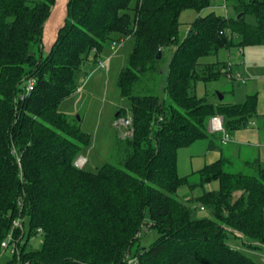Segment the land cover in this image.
I'll use <instances>...</instances> for the list:
<instances>
[{
	"label": "trees",
	"instance_id": "1",
	"mask_svg": "<svg viewBox=\"0 0 264 264\" xmlns=\"http://www.w3.org/2000/svg\"><path fill=\"white\" fill-rule=\"evenodd\" d=\"M55 2L0 0V247L21 217L28 232L20 256L35 264H126L134 256L137 264H255L228 239L241 238L247 251L264 250V164L246 162L235 173L229 171L233 159L222 156L182 177L177 159L198 140L207 139L209 150L220 148L208 131L214 115L224 118L229 135L256 115L257 95L216 106L192 91L198 80L223 73L212 64L202 76L201 58L264 45V0H226L235 16L199 17L184 38L181 12L200 13L211 0H69L46 52L44 29ZM249 15L255 24L246 21ZM127 37L134 47L118 88L131 102L133 137L124 141L121 167L79 169L75 161L91 135L59 106L78 90L76 76L88 57L94 54L98 63L107 46ZM165 49L172 55L165 96L138 94L144 77L162 72L157 56ZM30 80L34 90L26 94ZM127 114L121 110L116 118ZM182 188L198 195L184 202ZM192 202L211 217L195 218ZM145 225L159 237L144 248ZM39 233L42 246L28 250Z\"/></svg>",
	"mask_w": 264,
	"mask_h": 264
},
{
	"label": "rangeland",
	"instance_id": "2",
	"mask_svg": "<svg viewBox=\"0 0 264 264\" xmlns=\"http://www.w3.org/2000/svg\"><path fill=\"white\" fill-rule=\"evenodd\" d=\"M28 1L34 4L42 0ZM211 12L223 17L235 16L234 8L226 2L223 3L222 0H211L210 7L200 13L192 9L184 10L179 16L181 38L186 36L189 25L192 22ZM246 21L249 24L256 23V19L252 15L247 16ZM133 47L134 43L130 37L124 38L122 44L117 43L115 51L111 49V45L107 46L99 56L100 62H106L107 59H110L105 70L99 68V64L94 62V54H91L80 67L76 76V85L80 91L76 90L70 97L62 101L59 106L60 112L67 115L70 120L78 122L80 128L91 135L90 145L85 147L80 155L88 161L85 167L86 171L96 173L99 168L106 164L118 167L122 165L125 140H121L120 131L114 126V121L118 112L123 110L129 113L131 108L130 100L123 97L120 93L118 80L122 70L129 63ZM171 57V51L165 49L159 65L162 72L157 75L158 77H144L141 84L137 87L138 94L165 96L164 87ZM199 64L202 76H206V66L216 64V66H220L219 70L221 72L226 67L230 69L233 78L222 73L215 80H198L192 91L194 95L199 98H206L216 106L220 103L228 104L235 98L238 102L244 104L248 99V97L246 99L244 96L246 88H249L255 82V77L264 79V45L223 48L217 54L201 58ZM254 66H257V68L254 69ZM259 86L263 89V84H259ZM219 95L225 96L223 102L219 100ZM203 142H205L203 139L198 140L191 146L181 148L178 151L177 164L180 176L190 175L196 165L195 162L207 159L209 156L206 155L207 151L203 148L201 149ZM224 148L227 149L226 146ZM243 169L246 168L242 167V164L234 158L229 171L237 173L244 171ZM208 188L213 189L211 185ZM187 195L188 197H193V195L197 196L198 193L192 195L188 188L180 189L179 198L188 203L192 198L188 200L185 197ZM190 207L195 210V218L211 217L207 210L200 211L197 203L192 202ZM25 230L28 232V224ZM140 236V244L145 248L154 243L158 239L159 234L154 229H151L150 226L145 225L141 230ZM42 243V234L33 235L30 238L28 250H37L42 246ZM228 244L245 252L246 255L253 259L255 264H264V250H245L242 239L239 237L229 238ZM10 258V254L6 252L0 263H5ZM129 259L138 261L137 256Z\"/></svg>",
	"mask_w": 264,
	"mask_h": 264
},
{
	"label": "crops",
	"instance_id": "3",
	"mask_svg": "<svg viewBox=\"0 0 264 264\" xmlns=\"http://www.w3.org/2000/svg\"><path fill=\"white\" fill-rule=\"evenodd\" d=\"M68 2L69 0H56L55 2L51 16L44 29L43 43L46 52L50 51L57 39L59 29L64 25L67 16ZM255 68H257V66H254V69ZM254 80L255 82L251 84L249 88H246L244 96L247 99V97L251 95H257L258 103L256 118L255 116L252 117L247 125L231 134L230 140L226 144L222 143L221 136L216 134L220 143L219 149L209 150V141L203 139L205 142L201 144V149L203 148L207 151L206 155L209 156L207 159H201L195 162L196 165L190 174L201 170L206 165L218 161L222 156H227L232 159L235 158L244 167H246V162L248 163L254 160H259L264 164V79H261V77H255ZM237 81H239V79H237ZM259 84H263V89H261ZM228 104H241V102H238L235 98V100H232ZM224 146H226L227 149H225Z\"/></svg>",
	"mask_w": 264,
	"mask_h": 264
},
{
	"label": "built area",
	"instance_id": "4",
	"mask_svg": "<svg viewBox=\"0 0 264 264\" xmlns=\"http://www.w3.org/2000/svg\"><path fill=\"white\" fill-rule=\"evenodd\" d=\"M223 3L226 0H222ZM226 7V5H225ZM123 42H121L122 44ZM117 43L114 42L111 44V49L113 51L116 50ZM110 59H107L106 62H98L100 69H107L108 63ZM223 73L230 78H233L230 69L227 67L223 70ZM35 81L30 80L28 82L26 94H30L34 90ZM77 91H80L78 88ZM114 126L120 131V138L121 140H127L133 137L134 128H133V118L131 113L129 112L126 116L117 117L114 121ZM208 131L211 134H219L221 136L222 143L226 144L229 141L230 135L227 133L224 127V118L221 115H214L208 125ZM88 161L86 158L79 156L75 161V166L79 169H83L87 165ZM201 210L204 211V208L201 207ZM24 221L25 219L19 217L14 220L12 228L8 233L7 237L1 243V253H0V260L3 255L8 252L11 256L5 263L0 264H35L30 260H22L20 256V245L22 244V239L25 237V230H24ZM15 258V261H13ZM126 264H137L136 259H129L127 260Z\"/></svg>",
	"mask_w": 264,
	"mask_h": 264
},
{
	"label": "water",
	"instance_id": "5",
	"mask_svg": "<svg viewBox=\"0 0 264 264\" xmlns=\"http://www.w3.org/2000/svg\"><path fill=\"white\" fill-rule=\"evenodd\" d=\"M238 18H241V14L238 15ZM161 58H162V51L160 50L159 53H158L157 59L160 60ZM223 99H224V96L223 95H219V100L223 101Z\"/></svg>",
	"mask_w": 264,
	"mask_h": 264
}]
</instances>
